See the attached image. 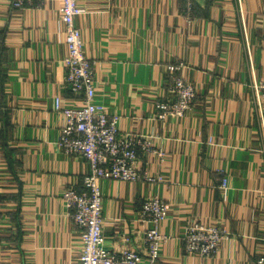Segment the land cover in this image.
I'll return each mask as SVG.
<instances>
[{
    "label": "crops",
    "instance_id": "0c3cea01",
    "mask_svg": "<svg viewBox=\"0 0 264 264\" xmlns=\"http://www.w3.org/2000/svg\"><path fill=\"white\" fill-rule=\"evenodd\" d=\"M79 1L76 23L99 62L96 100L121 116V131L155 134L165 150L163 160L137 162L159 174L152 183L101 180L107 246L142 250L141 201L157 194L172 236L157 264H255L264 252V137L248 83L253 72L264 79V0H190L192 13L189 0ZM62 31L57 0H0V264H78L62 194L82 188L89 164L54 144L53 96L80 98L64 85ZM179 62L175 73L196 96L184 116L162 120L155 102L173 97L167 64ZM191 219L229 233L213 256L185 251Z\"/></svg>",
    "mask_w": 264,
    "mask_h": 264
},
{
    "label": "built area",
    "instance_id": "2783aa9c",
    "mask_svg": "<svg viewBox=\"0 0 264 264\" xmlns=\"http://www.w3.org/2000/svg\"><path fill=\"white\" fill-rule=\"evenodd\" d=\"M43 1L12 0V5L18 8ZM57 1L63 23L61 35L66 47L62 58L64 85L80 98L73 104H66L62 93L53 96L52 109L61 118L59 136L54 144L59 150L82 157L89 164L88 171L82 177V188L69 186L62 194L67 214L72 217L79 232L78 264H157L161 247L172 238L163 229V223L168 218V203L157 194L141 201L139 220L145 225L142 250L133 246L109 248L104 234V195L100 182L110 179L152 183L160 178L159 174L141 171L137 162L142 154L146 158L163 160L165 150L156 146L155 134L121 131V116L110 112L107 105L96 100L98 84L94 75L99 62L87 54L81 28L76 23L77 16L85 8L79 0ZM187 4L189 13H192L190 0ZM181 67L182 62L167 64L173 97L155 102L157 116L162 120L184 116L195 99L194 84L175 73ZM248 86L253 92V102L260 115L264 137V79L258 78L253 72ZM220 186L223 189L229 187L227 177L221 179ZM180 237L187 253L211 257L219 249L220 242L230 235L222 227L191 219L184 226ZM255 264H264V252Z\"/></svg>",
    "mask_w": 264,
    "mask_h": 264
}]
</instances>
